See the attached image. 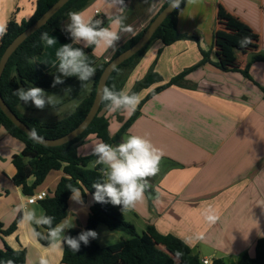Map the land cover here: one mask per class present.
Segmentation results:
<instances>
[{"label": "crops", "instance_id": "1", "mask_svg": "<svg viewBox=\"0 0 264 264\" xmlns=\"http://www.w3.org/2000/svg\"><path fill=\"white\" fill-rule=\"evenodd\" d=\"M146 1L135 0L138 15H134L131 12L133 0H125L128 5L123 12L127 18L125 23L131 25L133 31L121 32V39L114 48L93 46L91 52L88 51L90 47L84 49L94 68L107 62L118 45L142 31L147 26L143 27L141 23L143 17L152 19L166 0H151L145 5ZM36 6L37 0H0V25L7 26L11 20L17 23L29 20ZM114 12L109 0H92L80 13L86 19L107 20L109 26V17ZM68 23L69 18L62 27ZM178 30L184 35L198 36L199 45L192 40L171 46L154 42L128 77L123 90L130 92L156 61L155 72L162 78V83L141 91L142 101L153 89L197 65L203 58L199 47L205 51L213 50V62L228 69L244 70L252 55H264V0H196L195 3L187 0L178 14ZM50 36L57 39V45L45 46L35 63L53 82L56 75H61L58 66H51L55 51L72 40L63 30ZM243 36L251 37L247 47L242 48L239 43L233 47L223 42L239 41ZM45 60L49 63H43ZM61 78L62 84L45 91L60 97L55 108L46 106L40 110L29 102L20 104L18 112L44 123L72 113L90 93L92 79L83 86L78 77ZM67 89L71 91L66 94ZM58 114L63 117L57 118ZM101 115L109 119L111 137L130 116L118 112L125 118L112 123L108 108ZM130 135L150 140L163 153L158 174L149 178L151 188L145 192L144 200L123 211L125 219L135 226L138 234L142 235L148 226H153L159 234L172 235L185 242L201 260L208 258L212 262L222 260L225 264H237L245 253L254 256L257 241L264 238V62L250 66L249 78L240 72L221 71L211 64L190 73L181 86L169 87L145 102L115 145ZM91 138L90 151L81 145L77 150L79 156L92 155L93 146L101 142L91 135L85 143ZM23 149V142L0 129V222L4 231L18 216L22 217L17 211L21 204L35 208L37 214L44 213L41 202L28 204L23 188L14 183L16 168L12 159ZM63 176L62 171L50 172L33 194L47 192L52 196ZM34 182L33 177L29 178L28 186ZM80 191L82 203L70 197L64 220L74 222L75 227L71 229L82 232L93 198L88 192ZM208 214L217 217L215 222L206 219ZM32 230V225L22 223L20 219L13 233L0 235V249L25 250L26 264H39L41 258L48 264H63L64 245H44L45 239L34 236ZM38 230L46 234L45 229ZM95 232L97 238L94 240L102 247L113 249L116 255L120 254L123 242L137 244L127 233L111 231L105 225H99Z\"/></svg>", "mask_w": 264, "mask_h": 264}, {"label": "trees", "instance_id": "2", "mask_svg": "<svg viewBox=\"0 0 264 264\" xmlns=\"http://www.w3.org/2000/svg\"><path fill=\"white\" fill-rule=\"evenodd\" d=\"M57 1L37 0L36 10L29 20H24L21 23L11 20L8 23L5 34L0 38V59L10 43L23 31L32 26ZM91 1L71 0L66 4L43 28L18 48L10 58L2 75L0 92L5 103L19 119L42 138H61L82 123L92 107L100 76L107 64L135 45L154 18L169 4V0H166L158 13L142 31L118 45L107 62H101L95 67L96 71L94 77H92L90 93L72 113L53 123H44L36 117L22 116L17 109L22 102L13 94L15 90L20 87L28 88L35 86L42 88L44 91H49L53 87L52 80L46 77L44 70L35 62L29 63L32 58H36L44 52L46 45L41 41V34L47 32L51 35L56 32H62V24L69 18V13L83 11ZM150 1L147 0L145 5L150 3ZM186 2L187 0H184L180 7L163 23L150 43L142 51L115 70L106 87L112 88L115 86V91L123 90L129 75L150 49L151 45L156 41H161L165 46H171L179 41L192 40L199 45L200 40L198 36L184 35L178 30V14L186 5ZM131 9L134 15H138L135 0H133ZM101 21L102 26L106 27L107 20ZM223 42H228L229 45L235 47L239 41L223 40ZM199 48L203 57L202 60L197 65L186 69L174 77L168 83L153 89L140 102L137 110L114 137L109 135V119L105 115H101V112L107 108L108 102L106 101L102 102L98 116L80 137L64 146L54 148L44 147L34 142L29 136L19 130L0 109V129H5L9 135L24 143L22 153L15 155L12 162L16 168L14 183L23 188L25 197L33 195V190L46 180L50 172L62 171L64 174L54 194L52 196L48 195L47 199L41 201L44 214L55 218L53 221L54 226L61 223L68 215V202L72 196L71 191L67 187L69 184L83 192H88L93 198L95 189L92 185L103 179L100 171L102 166L96 165L92 167V164L97 159L96 156L93 154L85 157L78 155V147L84 144L89 136L95 135L102 142L115 145L125 135L131 124L137 118L145 102L169 87L181 86L185 77L208 64L224 72H240L249 78L250 66L256 62H264L263 54H254L244 70L238 68L228 69L211 60L212 49L205 51L201 47ZM92 50L93 47H90L88 51L91 52ZM155 65L156 61L150 67L147 74L134 84L130 94L136 93L139 95L141 91L149 89L155 84L162 83V78L155 72ZM31 177L35 179V182L29 187L27 182ZM20 219L21 216H18L14 224L6 231L2 230L3 226L0 222V235L13 233ZM99 225H105L111 231L127 233L137 244H133L131 241L123 242L120 244L122 250L119 255H116L111 248L102 247L94 239H90L88 245L81 243L78 252L64 245L63 264H202L201 259L197 255H194L190 247L182 240L172 235H161L153 226H148L146 231L140 235L135 226L125 219L121 206H113L111 203H98L93 199V205L85 230L95 231ZM79 233H81L80 230L70 229L66 235L76 237ZM42 243L44 245H50L46 239ZM177 253H180V255L177 256ZM26 255L25 250L19 251L5 247V249H0V264H8V261H11L12 264H26ZM212 264L225 263L222 260H215ZM237 264H264V238H260L257 241L254 256L245 253Z\"/></svg>", "mask_w": 264, "mask_h": 264}, {"label": "clouds", "instance_id": "3", "mask_svg": "<svg viewBox=\"0 0 264 264\" xmlns=\"http://www.w3.org/2000/svg\"><path fill=\"white\" fill-rule=\"evenodd\" d=\"M183 0H169L170 7L179 8ZM195 3L196 0H189ZM110 5L115 9L114 14L109 17V26H102L99 19L85 18L80 12L69 13L70 23L62 27L72 43L59 46L55 51V60L51 61V66L57 68L61 75H56L52 86L62 84L63 77H78L83 82L90 81L95 75L96 69L91 65L88 55L84 49L89 47L114 48L121 39L120 33H131L133 28L125 23L127 19L123 12L128 5L125 0H109ZM115 29V30H114ZM6 32V26L0 25V38ZM41 41L52 48L57 45V39L49 33L41 34ZM239 45L247 47L251 43V37L243 36L239 40ZM79 45V46H74ZM35 58L29 61L34 63ZM43 63L48 64L45 60ZM112 88L104 87L101 92V99L108 102L109 112L124 110L128 113L135 112L141 102V97L136 93H129L125 90L115 91ZM66 90V94L70 92ZM23 104L31 102L37 109L43 110L46 106L55 108L60 103V97L47 94L42 88L31 86L28 88L20 87L13 93ZM35 134V133H33ZM92 153L96 156L95 165L100 168L103 179L92 185L95 189L93 199L98 203H111L113 206H121V210L127 211L142 202L145 192L151 188L149 178L154 177L159 172V163L162 158V151L155 147L152 142L139 135H130L117 145L104 142L96 143L92 148ZM79 183V182H77ZM71 199L82 203L83 193L69 184ZM18 212L22 213L21 222L33 226L32 234L38 238L49 241L50 246L66 245L71 250L78 252L81 243L88 245L90 239H96L97 233L94 230H85L76 237L65 235V230L75 227L74 222L64 220L53 225L54 217L47 214H37L35 208H29L26 204H21ZM211 212V210H208ZM209 222H215L217 217L212 214L206 215ZM46 229V234L38 229ZM180 253H177L179 256ZM8 264H12L8 261ZM39 264H48L44 258L40 259Z\"/></svg>", "mask_w": 264, "mask_h": 264}, {"label": "water", "instance_id": "4", "mask_svg": "<svg viewBox=\"0 0 264 264\" xmlns=\"http://www.w3.org/2000/svg\"><path fill=\"white\" fill-rule=\"evenodd\" d=\"M71 0H58L52 7H50L32 26L23 31L20 35H18L6 48L1 59H0V82L4 70L12 57V55L18 50V48L32 35L38 32L41 28H43L66 4H68ZM184 1V0H183ZM182 4V3H181ZM180 4V5H181ZM177 8L173 9L168 4L151 22L149 27L146 29L140 40L133 45L131 48L111 60L104 71L102 72L97 89L95 98L92 104V107L87 114L86 118L82 121V123L76 127L73 131L68 133L67 135L58 138V139H45L37 134H33L34 132L21 120L19 117L8 107L2 98L0 92V109L5 114V116L23 133L29 136L34 142L42 145L44 147L54 148L64 146L78 137H80L91 125L94 119L98 116L102 102L101 92L104 87H106L110 77L115 72L117 68L123 65L128 60L132 59L136 56L140 51H142L152 40L158 29L163 25V23L174 13Z\"/></svg>", "mask_w": 264, "mask_h": 264}, {"label": "rangeland", "instance_id": "5", "mask_svg": "<svg viewBox=\"0 0 264 264\" xmlns=\"http://www.w3.org/2000/svg\"><path fill=\"white\" fill-rule=\"evenodd\" d=\"M156 11V10H155ZM150 17V16H149ZM149 17L147 16V18H144L143 17V20H141V23L143 24V27H145L148 23H149V21L151 20V19H149ZM258 17H260V16H258ZM154 44V43H153ZM152 44V45H153ZM151 45V46H152ZM130 76V75H129ZM133 88V87H132ZM132 88L130 89V92H131V90H132ZM129 92V93H130ZM89 95V94H88ZM68 111V110H67ZM118 112H120L121 114H123L124 112H125V114H126V117H128L129 116V114H130V116L128 117V120L130 119V117H131V113H128V112H126V111H124V110H119V111H116V112H111V115H112V123H119V120H121L122 118H125V117H120L119 115H118ZM62 115H57L56 117L57 118H59V117H61ZM122 116V115H121ZM63 117V116H62ZM59 119H62V118H59ZM56 121H58V120H56ZM56 121H54V122H56ZM51 123H53V122H51ZM112 128H114V124H113V126H112ZM91 141H92V138L90 139V140H88L86 143H84V144H82V147L81 148H85V149H87L88 151H90V144H91ZM81 146V145H80ZM79 146V147H80ZM82 152H83V150H82Z\"/></svg>", "mask_w": 264, "mask_h": 264}, {"label": "built area", "instance_id": "6", "mask_svg": "<svg viewBox=\"0 0 264 264\" xmlns=\"http://www.w3.org/2000/svg\"><path fill=\"white\" fill-rule=\"evenodd\" d=\"M96 14L98 15L99 12L97 11ZM47 192H40V193H35L31 196L26 197L27 199V203L28 204H36L39 203L41 201H44L45 199L48 198ZM202 264H212V261L208 258H204L201 260Z\"/></svg>", "mask_w": 264, "mask_h": 264}]
</instances>
